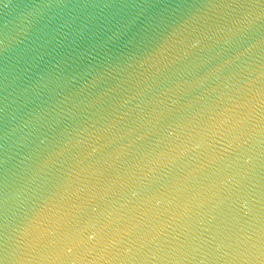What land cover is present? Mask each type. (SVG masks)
<instances>
[{"label":"water","instance_id":"95a60500","mask_svg":"<svg viewBox=\"0 0 264 264\" xmlns=\"http://www.w3.org/2000/svg\"><path fill=\"white\" fill-rule=\"evenodd\" d=\"M0 264H264V0H0Z\"/></svg>","mask_w":264,"mask_h":264},{"label":"clouds","instance_id":"9594fccd","mask_svg":"<svg viewBox=\"0 0 264 264\" xmlns=\"http://www.w3.org/2000/svg\"><path fill=\"white\" fill-rule=\"evenodd\" d=\"M119 33L117 32V35H118ZM114 39V37L113 36H107V41H111V40H113Z\"/></svg>","mask_w":264,"mask_h":264}]
</instances>
